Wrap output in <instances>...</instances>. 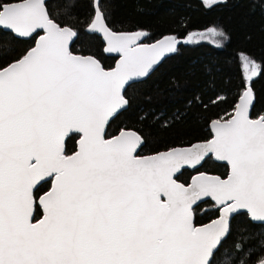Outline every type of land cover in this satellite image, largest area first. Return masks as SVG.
<instances>
[{"label": "snow or ice", "instance_id": "snow-or-ice-1", "mask_svg": "<svg viewBox=\"0 0 264 264\" xmlns=\"http://www.w3.org/2000/svg\"><path fill=\"white\" fill-rule=\"evenodd\" d=\"M0 27L38 36L0 69V264H217L229 214L246 210L264 222V115L249 117L261 66L250 57L241 53L246 90L234 115L213 121V139L141 157L136 132L106 138V126L128 104L126 84L175 51V37L134 47L145 33L111 31L97 8L88 30L122 54L105 70L72 53L77 32L52 19L45 0H0ZM70 134L80 137L71 155ZM209 155L230 165L226 179L200 173L187 186L177 182L184 166ZM43 182L50 190L37 195ZM204 197L223 215L197 227L193 205ZM38 206L43 216L34 222Z\"/></svg>", "mask_w": 264, "mask_h": 264}, {"label": "trees", "instance_id": "trees-1", "mask_svg": "<svg viewBox=\"0 0 264 264\" xmlns=\"http://www.w3.org/2000/svg\"><path fill=\"white\" fill-rule=\"evenodd\" d=\"M99 5L111 31L144 32L142 43L184 39L210 28L219 29L226 38L221 46L205 39L178 42L176 50L167 53L146 79L126 88L128 107L110 121L106 138L123 129L134 130L144 140L140 155L210 139V122L229 119L246 90L241 53L261 66L260 74L250 83L255 97L251 118L264 115V0H219L211 5L204 0H100ZM46 7L52 19L77 32L73 53L92 55L105 69L114 68L117 55L107 51L98 31L88 30L96 13L95 0H49ZM37 39L36 34L17 38L0 28V69L35 47ZM78 139V134L66 139L67 154L77 150ZM199 172L225 178L229 167L209 156L199 168L183 169L177 179L188 184ZM50 184L42 183L37 195L46 192ZM193 213L195 224L203 225L219 216L220 206L208 199L196 205ZM42 214L38 206L34 218ZM261 258L264 224L253 222L246 212L235 215L217 264H257Z\"/></svg>", "mask_w": 264, "mask_h": 264}, {"label": "water", "instance_id": "water-1", "mask_svg": "<svg viewBox=\"0 0 264 264\" xmlns=\"http://www.w3.org/2000/svg\"><path fill=\"white\" fill-rule=\"evenodd\" d=\"M47 1H49V0H45V5H46V3H47ZM100 0H95V8H96V10H97V8L99 9V11L102 13V11H101V9H100ZM103 14V13H102ZM1 29H3L4 31H7V32H11V33H13L14 34V36H16L17 38H23V39H27V38H30V37H21V36H19L18 34H15L12 30H10V29H6V28H3V27H0ZM41 34L40 35H43V31L42 30H38ZM99 34L101 35V37L103 38V40H104V42L106 43V45H107V48H108V44H107V40H106V38L103 36V34L102 33H100L99 32ZM34 35V34H33ZM77 37V36H76ZM76 37H74L73 38V41L72 42H70V45H69V47H70V50H71V46H72V44L74 43V41H75V39H76ZM38 40V39H37ZM166 40V39H165ZM165 40H161V41H165ZM161 41H158V42H154V43H142V44H139V45H135V46H140V45H143V46H152V45H157L159 42H161ZM37 42V41H36ZM178 44V43H177ZM177 44L175 45V48H176V46H177ZM134 46V47H135ZM73 53V52H72ZM112 54H115V55H117V60H116V63H115V66H114V68L116 67V65L119 63V61L121 60V57H122V54L121 53H118V52H111ZM167 53H169V52H166V53H164V55L161 57V59L159 60V62L157 63V64H155L154 66H153V68L152 69H150L149 70V73L146 75V76H143V77H134L132 80H130L129 82H128V84H126V86H125V89H124V91H123V95H124V92H125V90H126V88L130 85V84H132V83H134V82H138V81H142V80H144V79H146L153 71H155L157 68H158V66L163 62V60H164V58H165V56L167 55ZM74 55H77V56H82V57H92V58H94V59H96V60H98L96 57H94V56H92V55H81V54H76V53H73ZM99 61V60H98ZM100 62V61H99ZM100 64H101V62H100ZM10 65V64H9ZM8 65V66H9ZM102 65V64H101ZM7 67V66H6ZM113 69V68H112ZM105 70H111V69H105ZM252 91V90H251ZM252 96H253V99H252V102H251V104H250V107H249V117L251 118V113H252V110H253V106H254V104H255V97H254V95H253V93H252ZM240 99V98H239ZM238 103H239V100H238ZM237 103V104H238ZM128 107V104L126 105V106H124L123 108H121V109H119L118 111H117V113H115L114 115H113V117H111L110 118V120H109V123H110V121L114 118V117H116L119 113H121L123 110H125L126 108ZM232 115H234V112H233V114ZM259 118V117H258ZM258 118H254V119H258ZM251 119H253V118H251ZM213 121H217V120H213ZM213 121L212 122H210V124H209V127H210V130H211V133H212V137L210 138V139H208V140H205V141H196V142H194V143H192L191 145H188V146H178V147H174V148H188V147H191L192 145H195V144H201V143H204V142H207V141H209V140H211V139H213V137H214V130H213V128H212V123H213ZM221 122H223L224 120H220ZM108 123V124H109ZM108 126V125H107ZM107 126H106V130H107ZM123 130H125V131H133V132H136V131H134V130H130V129H123ZM137 133V132H136ZM119 134V133H118ZM117 134V135H118ZM138 134V133H137ZM139 135V134H138ZM115 136V135H114ZM140 136V135H139ZM141 137V136H140ZM80 138V137H79ZM141 139H142V143L140 144V146L137 148V155H139V156H141V157H150V156H154V155H156V154H158V153H163V152H167V151H169L170 149H168V150H163V151H160V152H157V153H153V154H148V155H140L139 154V152H140V149H141V147L143 146V144H144V140H143V138L141 137ZM78 141H79V139H78ZM77 148H78V146H77ZM171 149H173V148H171ZM209 156H213V158H214V160H216V161H218V162H221V163H225V164H227L228 165V163L226 162V161H219V160H217L215 157H214V155H209ZM209 156H207V157H209ZM207 157H205V159L207 158ZM205 159L199 164V165H197L195 168H193V167H191V166H184L181 170H180V172L179 173H181L182 172V170L183 169H191V170H194V169H197V168H199L202 164H203V162L205 161ZM228 167H229V172H230V165H228ZM229 172H228V174H229ZM179 173H177L176 174V179H177V177H178V175H179ZM200 173H204V174H207V175H211V176H219V175H217V174H213V173H207V172H199V173H196V174H194L192 177H191V179H190V182L188 183V184H185V186H187V185H189L190 183H191V181H192V178L194 177V176H196V175H198V174H200ZM220 178H222V179H226L227 178V176L225 177V178H223V177H221V176H219ZM177 182L178 183H183V182H181V181H179L178 179H177ZM44 183V182H43ZM184 184V183H183ZM50 190V188L47 190V191H49ZM46 191V192H47ZM46 192H44V193H46ZM43 193V194H44ZM43 194H41V195H43ZM166 199V198H165ZM212 200L213 202H215L217 205H219L216 201H214L211 197H204V198H202L201 200H198L194 205H193V208L196 206V205H198L199 203H201V202H203V201H205V200ZM220 206V213H219V216L218 217H216L215 219H213V220H211V221H209V222H207V223H205V224H203V225H195V222H194V213H193V223H194V225L195 226H197V227H200V226H204V225H207V224H209V223H211L212 221H214V220H217V219H219L220 218V216L221 215H223V213H222V207L223 206H221V205H219ZM42 209V208H41ZM34 212H35V210H34ZM242 212H246L247 213V211L246 210H239L238 212H236V213H231V214H229V220H228V227H229V233H230V226H231V221H232V218L235 216V215H237V214H239V213H242ZM42 213H43V210H42ZM249 215V218H250V214H248ZM42 216H43V214L39 217L40 219L42 218ZM38 219V218H37ZM251 219V218H250ZM33 220H34V222H35V218H34V213H33ZM253 222H255V223H263L264 224V222H262V221H258V220H253V219H251ZM229 233H228V235H229ZM228 235H227V237H228ZM226 237V238H227ZM258 264V263H257Z\"/></svg>", "mask_w": 264, "mask_h": 264}, {"label": "rangeland", "instance_id": "rangeland-1", "mask_svg": "<svg viewBox=\"0 0 264 264\" xmlns=\"http://www.w3.org/2000/svg\"><path fill=\"white\" fill-rule=\"evenodd\" d=\"M204 1L206 2V0H204ZM217 1H219V0H215V2H217ZM207 4L209 5V3H207ZM211 4H213V3H211ZM210 29H216L217 31L222 32V31H220L217 28H210ZM142 33H144V32H142ZM142 37H144V35ZM142 37L136 42V45L142 44V41H143L142 40ZM202 39H205V40L209 41L210 43H212V44H214L216 46H221L222 44H224L226 38H225V35L224 34L222 36L213 35L211 32H209V29L208 30H204V31L192 32L187 37H185L184 39H178V38H176L177 43L180 42V41H184L186 43H194V42L200 41ZM240 59H241V55H240ZM251 60H253V59L251 58Z\"/></svg>", "mask_w": 264, "mask_h": 264}, {"label": "built area", "instance_id": "built-area-1", "mask_svg": "<svg viewBox=\"0 0 264 264\" xmlns=\"http://www.w3.org/2000/svg\"><path fill=\"white\" fill-rule=\"evenodd\" d=\"M40 218L36 219L35 221L39 220Z\"/></svg>", "mask_w": 264, "mask_h": 264}, {"label": "bare ground", "instance_id": "bare-ground-1", "mask_svg": "<svg viewBox=\"0 0 264 264\" xmlns=\"http://www.w3.org/2000/svg\"><path fill=\"white\" fill-rule=\"evenodd\" d=\"M253 93V92H252ZM254 95V94H253ZM254 119V118H253ZM196 225V224H195Z\"/></svg>", "mask_w": 264, "mask_h": 264}]
</instances>
